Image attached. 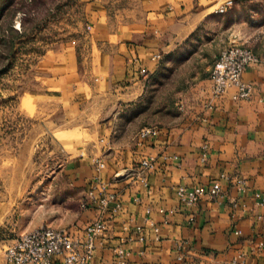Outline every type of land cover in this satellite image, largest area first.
Listing matches in <instances>:
<instances>
[{"label":"crops","instance_id":"crops-1","mask_svg":"<svg viewBox=\"0 0 264 264\" xmlns=\"http://www.w3.org/2000/svg\"><path fill=\"white\" fill-rule=\"evenodd\" d=\"M225 1L144 0L140 19L101 29L99 78L83 87L65 77L57 80L59 86L53 89L57 94L50 97L63 102L67 112L85 106L95 127L83 129L96 130L97 141L89 144L67 138L59 142L70 145L69 152L76 154L66 155L60 174L67 179V190L81 194L84 212L79 220L71 214L51 226L87 223L98 216L96 207L85 206L87 192L98 175L122 201L117 214L107 215L109 230L96 249L94 264H121L113 251L119 246L130 252L126 264H264V247L260 246L264 241L260 218L264 217V63L243 75L255 84L252 99L235 101L231 89L210 109L206 106L210 99L207 79L196 84L194 96L185 100L188 116L184 121L161 127L159 136L139 144L137 134L128 140L113 135L114 115L122 104L140 99L148 77L160 68L166 55L178 50ZM91 5L98 10L93 18H106L103 6ZM36 117L32 128H26L29 122L22 124V130H27L23 140L44 138L46 122ZM75 127L68 121L60 129L69 132ZM204 144L208 145L205 162L201 160ZM148 157L156 158L157 168L146 174L148 185H143L136 171ZM97 159L104 162V168L99 169ZM59 178L58 173L53 187ZM217 181L222 194L205 195L197 206L182 204L177 197L180 184L209 189ZM192 215L193 224L189 222ZM146 217L159 227V233L146 223V238L140 241L124 230V224L145 225ZM36 226L38 223L24 232L40 227ZM15 239L0 244V264H5V247Z\"/></svg>","mask_w":264,"mask_h":264},{"label":"rangeland","instance_id":"rangeland-1","mask_svg":"<svg viewBox=\"0 0 264 264\" xmlns=\"http://www.w3.org/2000/svg\"><path fill=\"white\" fill-rule=\"evenodd\" d=\"M92 2L106 9L102 21L93 18L98 10ZM143 2L0 0L1 245L36 223L54 225L71 214L76 220L82 216L81 194L67 190V179L60 174L66 155L76 154L69 152L70 145L59 142L67 138L89 144L97 141L96 130L83 129L95 127V122L85 106L67 112L63 102L50 96L57 94L53 89L59 86V77L80 87L100 77L101 29L140 19ZM236 44L251 48L264 63V0H233L225 13H213L178 50L167 54L148 77L143 96L123 103L114 115V138L128 140L144 127L184 121L188 116L185 100L194 96L196 84L210 79L220 51ZM37 115L47 125L44 138L23 140L27 130H22V124L29 122L26 128H32ZM68 121L76 127L62 131L60 127ZM58 173L59 182L53 187Z\"/></svg>","mask_w":264,"mask_h":264},{"label":"built area","instance_id":"built-area-1","mask_svg":"<svg viewBox=\"0 0 264 264\" xmlns=\"http://www.w3.org/2000/svg\"><path fill=\"white\" fill-rule=\"evenodd\" d=\"M232 4L233 0H227L216 12L225 13ZM262 63L263 59L245 45H230L222 49L211 71L210 99L206 106L212 109L215 106L214 101L225 97L231 89H234L231 97L235 101L252 99L255 84L246 81L243 75L249 68ZM142 72L145 73L146 69ZM159 134L160 128L157 126L144 127L137 133L138 143L143 144ZM207 152L208 145L204 144L201 152L203 162L207 160ZM95 163L99 169L105 166L100 159L95 160ZM156 164L157 160L154 157L140 161L136 175L143 185H148L146 174L156 170ZM176 194L182 204L194 207L203 196L218 197L222 190L218 181L209 189L203 185L189 189L180 184L176 187ZM85 199L86 207L93 206L98 210L95 219L84 224L75 223L68 226L44 225L24 232L5 250V264H94L96 249L102 244L109 230L107 215L117 214L122 209V201L118 193L108 191V184L103 182L99 175L94 178ZM146 212L150 213V209L147 208ZM260 218L264 222V217ZM189 222L191 224L195 222L194 215L190 217ZM146 223L159 233V227L149 217L145 218V225L138 222L132 225L124 224V230L132 232L137 239L144 241ZM260 246L264 247V241L260 242ZM113 251L118 255L119 262L126 264L130 252L121 246L115 247ZM178 259L182 260L183 257L179 256Z\"/></svg>","mask_w":264,"mask_h":264}]
</instances>
